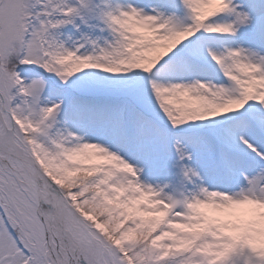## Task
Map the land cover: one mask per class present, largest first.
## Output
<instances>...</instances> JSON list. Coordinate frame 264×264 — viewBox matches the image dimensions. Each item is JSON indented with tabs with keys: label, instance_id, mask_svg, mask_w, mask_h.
<instances>
[{
	"label": "snow or ice",
	"instance_id": "6c2138e0",
	"mask_svg": "<svg viewBox=\"0 0 264 264\" xmlns=\"http://www.w3.org/2000/svg\"><path fill=\"white\" fill-rule=\"evenodd\" d=\"M0 264H264V0H0Z\"/></svg>",
	"mask_w": 264,
	"mask_h": 264
}]
</instances>
